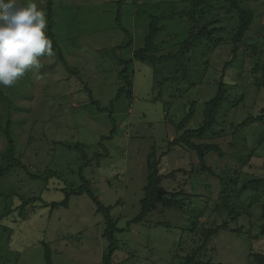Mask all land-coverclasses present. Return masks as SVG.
<instances>
[{"label": "rangeland", "instance_id": "obj_1", "mask_svg": "<svg viewBox=\"0 0 264 264\" xmlns=\"http://www.w3.org/2000/svg\"><path fill=\"white\" fill-rule=\"evenodd\" d=\"M51 1L50 22L48 0H32L44 12L45 33L55 40L58 50L40 58V69L26 72L11 87H0L13 105L9 110L0 99V123L4 127L11 118L17 158L41 176L40 180H32L16 168L0 179V191L14 190L11 200L6 195L0 197V264H45L43 242L50 246L53 264H103L109 247L103 237L106 219L91 197L72 196L69 208L53 210L47 206L61 203L65 190L70 192L82 185L81 174L101 204L111 208L110 215L119 220L118 227L125 229L116 235L115 264H176L201 244L199 233L191 230L190 218L201 214L200 226L210 221L211 225H219L230 220L232 208L241 213L232 227L243 228V234L222 231L209 243L206 256L221 264H253L250 250L264 253V237L252 241L248 238L251 233H260L264 225V182H252L264 179V123L250 125L225 138L208 135L205 140H196L219 144L223 150L228 138L234 145L226 149L222 159L215 154L207 157V165L220 178L198 172L196 155L174 147L162 160L161 173L168 176L163 187L191 195L183 196L185 211L158 205L143 223L128 228V222L140 212L152 148L156 147L159 157L167 151L169 141L183 134L176 125L193 101H197L196 113L187 129L200 127L204 103L214 97L223 74L231 98L239 92L245 94L240 106L231 104L226 124H239L261 113L264 87L255 86L252 69L256 59L264 62V0H246L256 13L248 42L263 52L258 58L251 59L245 45H240L241 58L224 71L225 63L231 59L229 44L199 49L191 53L195 54L191 62L190 55L184 59L188 67L183 66V76L176 74L177 63L155 67L133 61L127 64L134 71L133 96L116 102L123 84L119 80L124 69L120 59L132 60L134 51L144 46L150 16L169 17L174 11H182V0H128L123 5L119 0ZM28 2L18 0L20 6ZM118 11L129 34L117 26ZM181 19L177 15L164 22L166 29L158 42H165V51L189 32L190 26ZM235 22L231 19L223 25L228 29L226 38L231 36ZM130 40L132 45L125 47ZM59 49L67 65L59 59ZM206 61H210L207 70ZM183 63L181 60L179 65ZM198 71L201 74L197 75ZM164 78L172 79L163 85ZM196 81L198 85L190 88ZM90 92L102 108L109 109L112 104L113 117L108 110L100 112L97 104H92ZM114 126L116 134L108 139ZM224 128L226 132L230 130L228 125ZM78 144L82 149L76 147ZM7 146L0 132V164ZM106 151L108 156L98 163L95 155ZM179 169L187 173L171 175ZM21 196L26 198L25 203L18 200ZM3 213L8 214L2 217Z\"/></svg>", "mask_w": 264, "mask_h": 264}, {"label": "trees", "instance_id": "obj_2", "mask_svg": "<svg viewBox=\"0 0 264 264\" xmlns=\"http://www.w3.org/2000/svg\"><path fill=\"white\" fill-rule=\"evenodd\" d=\"M128 0H119L118 3L125 4ZM258 1V0H254ZM246 0H182L181 3L184 4V9L179 12H172L171 16H163V15H153L150 16V22L147 26V32L144 39V46L134 51L133 59L130 61H124L120 59L121 65H123L124 69H122L119 73V80L123 81L122 86L119 88L118 93L114 99V101H119L122 97H126L127 99H131L133 96L134 90V81H133V70H130V65L133 64V61H141L144 63H149L151 65L156 66H163L168 63H177L176 64V74L180 72L183 76V66H186V59L188 55V62H191L192 57L195 56L191 53L197 51L199 49H211L210 47H220L222 45H230L231 48V59L227 61L224 65V71H227L230 67H232L235 62L241 58L239 54V47L240 45H245V50L249 51L247 54L251 59L263 54L261 50L256 47H252L248 42L249 35L253 32V25L256 18L255 11L247 6ZM48 19L52 20V1L48 0ZM179 16L180 19H184L186 23L190 26L189 32L187 35L179 39L176 44L170 50L165 51V42L164 44H159L158 39L162 32L166 29L164 22L168 19H174L175 16ZM181 19V20H182ZM234 19L235 27L233 30L230 31L231 36L226 38L224 33L228 29L223 25L228 21ZM117 26L123 32L129 34V31L123 27L121 23V15L120 11L117 13L116 19ZM52 24L49 27V36L52 37ZM52 42V49L58 50V45L54 39L51 40ZM132 40H130L124 46H131ZM117 48H115L116 50ZM169 51V52H168ZM59 59L67 65L66 61L63 58L62 51L59 49ZM247 53V52H246ZM244 56V55H243ZM183 60L184 63L179 65V62ZM206 70L209 68L210 61H206L204 63ZM180 66L182 67L180 69ZM188 67V66H186ZM187 71V68H186ZM185 73V72H184ZM252 73L255 77V86L260 89L264 87V62L261 59H256V63L252 69ZM258 73L261 75L258 76ZM175 74V77L177 75ZM201 74V71H198L197 75ZM172 78H164L162 84L164 85L165 82L169 81ZM199 81V79L197 80ZM192 82L190 88L195 87L198 85V82ZM202 81V79H200ZM236 87V85H234ZM230 89V88H229ZM215 95L211 99L207 100L204 103V120L203 123L197 129H187V125L191 122L194 118L196 113V105L197 101H193L188 105V110L185 117L176 125L177 130L184 131L180 137L175 138L172 141H169L167 151L161 154L158 157L156 147L152 148L151 154L148 156L147 159V182L143 188V197L140 200V212L139 214L132 220L128 222V228L132 225H137L143 223L146 218L156 210L158 205H163L165 207L178 209L180 211L184 210V195L191 196L187 194L184 190L177 191L174 190H166L163 187V182L167 175H163L161 173V164L163 158L168 156L172 149L176 146H180L188 152H192L196 155L198 159L197 171L200 172H208L211 175H216L219 177L216 172L213 170L212 167L207 165V157L211 154L217 155L218 158H224L227 155L226 149H232L233 144L229 142L226 144V149H222L219 144L216 143H198L196 140H205L208 135H211V138H225L228 137L230 134H236L237 131L242 130L250 125L264 123V108L262 109L261 113L257 116H250L247 117L245 120L240 122L239 124H226L228 123L226 118L228 112L230 111L231 104L233 106H240L242 102L245 101V94L244 92H239L233 98L229 95V90L227 84L224 82V74L221 77V80L216 86ZM90 98L92 99V93H89ZM0 99L4 101L9 110L10 107H13L12 102L8 99V97L0 91ZM92 104H97L98 110L100 112H105L106 110L109 111L110 117H113L114 111L113 106L109 109L102 108L99 105V102H96L92 99ZM10 115V114H9ZM11 118L8 119L6 125L3 127L0 123V132H2L6 140L8 142V146L5 151L1 154V164H0V179L4 178L5 176L9 175L11 171L16 168L23 170L30 179L32 180H40L41 176H38L32 172V170L23 163L19 158L16 156V142L11 134ZM225 126H229L230 130L226 132ZM117 131L116 126H114L111 136L108 139L113 138ZM235 131V132H234ZM231 136V135H230ZM225 145V144H224ZM77 148L82 149V145L78 144ZM108 152L106 151L105 154L95 155L97 158V162L99 163L100 159L107 157ZM194 170H192L193 172ZM185 172L186 170L179 169L171 173L175 175V173ZM220 178V177H219ZM82 185H80L76 190L73 191H66L65 190V200L61 203H51L47 204V206H51L52 209L57 208H69L70 206V198L72 196H82L83 194H87L91 197V199L95 202L98 208V212L104 214L106 219V227L103 233V237L107 239L109 242V247L107 253L103 257V264H115L113 262V256L117 250V237L118 233H123L125 229H120L118 227L119 220L113 218L110 215V207H104L101 202L99 201L98 197L94 194L89 182L82 176ZM252 182L255 183H262L264 179H257L253 180ZM250 182V183H252ZM14 193V190L9 192H2L0 191V197L6 195L8 200H11V196ZM224 192L220 193L219 199L221 201ZM19 196V193L16 196ZM26 197V195H24ZM24 196L18 197L19 201L25 203L26 198ZM6 201H8L5 198ZM28 201H31L28 200ZM6 207H9L10 204L6 202ZM24 205V204H23ZM228 208L227 206H225ZM219 208V204L216 206V211ZM10 213V212H8ZM8 213H3V216H6ZM201 214H196L190 218L192 223V232H198L199 237L201 239V244L192 249L189 254L185 257H181L180 261L176 264H221L215 262L213 259L208 258L206 256L207 248L211 240L218 236L222 231H230L237 235L243 234V228H233L232 224H234L240 218V211L235 209H230L229 216L230 220H226L219 225H211L210 222L206 223V225L200 226L199 217ZM262 219L264 220V208L262 213ZM157 226H169L167 223H157ZM260 233L254 236V234L249 235V240L252 241L253 239H260L264 237V225L260 227ZM43 247L45 249V264H53L52 259V252L48 243L43 242ZM250 259L252 260L253 264H264V253L263 252H256L254 250H250Z\"/></svg>", "mask_w": 264, "mask_h": 264}, {"label": "clouds", "instance_id": "obj_3", "mask_svg": "<svg viewBox=\"0 0 264 264\" xmlns=\"http://www.w3.org/2000/svg\"><path fill=\"white\" fill-rule=\"evenodd\" d=\"M45 14L29 0H0V87H11L26 72L42 67L40 58L52 56Z\"/></svg>", "mask_w": 264, "mask_h": 264}]
</instances>
